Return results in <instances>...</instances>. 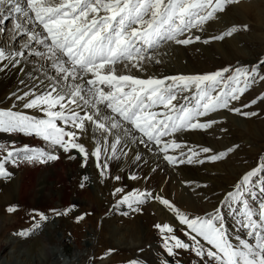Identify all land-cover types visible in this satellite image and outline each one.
Instances as JSON below:
<instances>
[{
    "label": "snow or ice",
    "instance_id": "obj_1",
    "mask_svg": "<svg viewBox=\"0 0 264 264\" xmlns=\"http://www.w3.org/2000/svg\"><path fill=\"white\" fill-rule=\"evenodd\" d=\"M240 0H0V73H20L9 106L0 107V179L9 181L13 168L48 165L61 158H80L86 168L92 160L98 177L115 181L110 190L114 201L108 211L123 217L141 213L156 201L171 215L172 222L155 223L166 254L159 264H183L182 254H194L193 264H264V157L240 173L221 192L212 191L211 209H182L166 198L163 190L133 187L124 179L148 181L147 174L120 169L129 159L139 168L155 160L151 172L161 168L226 163L242 150V144L216 147L187 141L190 134L214 135L217 142L230 136L226 121L264 113V91L252 96L254 85H264V59L247 64H228L205 73L148 74L160 65V50L167 45H209L224 41L249 25L233 24L210 31ZM11 26L3 27L5 24ZM137 73L147 74L143 78ZM256 108H259L258 112ZM26 110H32L29 114ZM35 137L43 147L20 145L16 137ZM90 177L83 175L79 188ZM202 191L208 183L182 181ZM205 201L211 197L205 195ZM76 205L48 210L33 209L31 225L14 235L28 239L42 234L57 218L74 216L75 222L92 215L75 212ZM127 210H122V209ZM15 213V205L7 207ZM182 233L184 238H181ZM109 249L98 258L103 264ZM140 251H143L142 249ZM93 264V258L89 259ZM129 264H140L132 259Z\"/></svg>",
    "mask_w": 264,
    "mask_h": 264
},
{
    "label": "rangeland",
    "instance_id": "obj_2",
    "mask_svg": "<svg viewBox=\"0 0 264 264\" xmlns=\"http://www.w3.org/2000/svg\"><path fill=\"white\" fill-rule=\"evenodd\" d=\"M228 15L223 17L210 31L215 33L226 30L233 24L242 25L245 23L249 25L250 30L240 31L232 37H226L224 41H214L209 45L202 43L188 46L167 45L160 50L159 58L162 63L151 66L150 72L156 75L198 74L212 71L222 65L237 63L250 65L252 62H256L258 57L264 59V0H240L239 4L232 6ZM10 26L7 23L3 25L5 29ZM3 39L0 37V42ZM173 47L184 48L187 50V54L184 55L179 50L173 51ZM1 77L0 74V91L4 88ZM11 81L12 77L7 82L9 84L8 91L0 95V107L9 106L7 96L10 93ZM261 91H264V85L258 83L254 85L250 93L255 96ZM256 110L260 111L259 108ZM218 118L226 121V126L231 132L230 136L217 142L214 135L205 136L196 132L188 135L187 141L205 146L213 144L216 147H221L222 144H230L234 139L243 146L237 155L226 163L181 166L179 170L165 169L161 162V168L154 173L150 171L152 167L156 166L154 158L147 152H143L151 156L153 166L140 164V167L136 168L131 162V166L114 171L119 172L122 176L134 172L138 176L147 174L149 177L148 181L124 179L122 183L126 191L137 186L141 189L150 187L154 191L162 189L166 198L176 202L182 209L190 211H199L203 208L211 209L216 202V197L212 196L213 190L219 193L229 187L240 173L250 170L252 166L259 163L261 157H264V113L248 119L232 114H221ZM4 139L9 138L5 134H0V140ZM16 142L20 145L27 143L34 147L44 146V142L39 138L22 135L16 137ZM70 161L72 162L63 166L65 170L62 168L60 171L66 173V171L70 172L76 169L78 179H72L66 187L55 182L53 177L55 170L52 166L54 162L36 166L23 164L15 168L6 165L13 173L15 172L11 180L17 179V189L12 192L11 203L6 207H0L2 216L11 217L10 224L0 227V251L2 252L0 264H89L90 258H93V264H98V258L104 256L109 249L114 251L105 256L103 264H129L132 259H140V264H159L160 259L165 258L166 254L162 252L160 235L154 224L171 223V215L156 201L149 202L143 206L141 213L131 214L129 217H123L115 211H108L111 204L114 203L110 190L113 184H118V182L105 181L98 185L94 182L96 179L100 182L98 170L92 160H89L86 168L80 167L79 157L77 160ZM24 169L29 171L30 176L24 182L25 187L27 186L26 191L28 190L27 195L24 200H21L18 196L20 182L17 175H20V170ZM83 175H88L90 181L85 182L84 189H80L79 182ZM11 180L0 179V194L6 191V186ZM182 181L208 183L210 187L205 191L193 190L185 187ZM43 183L51 184L49 185L50 193L53 195L48 196L50 200V203L47 204L48 208L36 209L34 208L36 199L40 198L44 201L41 194H36L42 193ZM205 195L210 196L211 200L205 201L203 199ZM87 197L99 202L94 201L93 205L85 200ZM73 204L76 205L75 212L82 214L84 211H90L92 215L86 216L85 220L79 223L75 222L72 214L69 217L57 218L55 222L50 221L38 237L22 239L14 235V233L30 227V213L33 209L48 213V210L53 207L62 208ZM13 205L17 207V211L8 213L7 207ZM125 234L127 239L125 238L126 241L123 243L121 241ZM178 235L184 238L182 233H178ZM68 243L73 246L76 244L79 248L76 250L75 256H72V262L63 253ZM141 249L143 251H140ZM47 250H51L53 253L45 254ZM181 259L183 264H193L197 258L194 257V254L188 253L182 254Z\"/></svg>",
    "mask_w": 264,
    "mask_h": 264
},
{
    "label": "bare ground",
    "instance_id": "obj_3",
    "mask_svg": "<svg viewBox=\"0 0 264 264\" xmlns=\"http://www.w3.org/2000/svg\"><path fill=\"white\" fill-rule=\"evenodd\" d=\"M239 15V14H238ZM229 16V15H228ZM234 16V15H233ZM230 17V16H229ZM236 17V16H235ZM231 19V18H230ZM217 23L214 25L216 26ZM229 25V24H228ZM219 26V25H218ZM217 26V27H218ZM231 27V26H230ZM216 30V29H215ZM219 32V31H217ZM174 48V47H173ZM176 50H179V51H182L181 53L186 55V51L184 48H174L173 51H176ZM184 57V56H183ZM167 60V58H166ZM173 62V61H172ZM164 63V62H163ZM166 63V62H165ZM168 68V67H167ZM171 68V67H170ZM169 69V68H168ZM172 70V69H171ZM178 70V69H177ZM170 72V71H169ZM2 75L1 79L4 83V88L2 91H0V95L7 92L8 91V88H9V84H7L8 82V79L10 77H12V81L10 82V89H9V92L11 93L12 91L16 90L17 87H18V83H19V77H20V73H17V72H14V71H8L7 74H4V73H0ZM148 74H152V72H150L149 70V73ZM137 75H140L141 78H143L145 75L147 74H141V73H137ZM1 86V85H0ZM9 93V94H10ZM8 94V95H9ZM29 114H32V110H26ZM145 151H143L142 147H141V155L143 156V159L148 161L147 164H143V165H146V166H153V162L151 161V156H149L148 154H145L143 153ZM128 157L129 159H127L126 162L124 163H121L120 165V169H123L127 166H131V158L133 157V153L132 152H129L128 153ZM69 162H72L70 160H68L66 158V156H64L62 154L61 158L54 162L53 163V168L55 170V174L53 175V177L55 178V182L56 184H61V186L63 187H66L67 185H69L68 183L71 182L72 179H78V176H77V170H73V171H70V172H67L66 173H62L60 171V169L63 168V166L65 164H69ZM11 166V165H10ZM162 166L164 167V165L162 164ZM67 168V167H66ZM165 168V167H164ZM64 169V168H63ZM115 169L118 171L119 169L115 168V166L112 167V171L114 172ZM15 170V169H14ZM65 170V169H64ZM50 171V170H49ZM53 172V171H52ZM48 174V173H47ZM14 175H15V172H14ZM30 176V173L29 171H27L26 169L24 170H20V175H17V178H19V182H20V186H19V191H18V196H19V199L21 200H24L26 195H27V192L28 190L26 191V187L24 185V182L29 178ZM44 179V178H43ZM95 183H97L98 185L101 183L99 182L97 179L94 181ZM51 185V184H49ZM49 185H46L43 183V186L41 188V191L42 193H36L37 195H40L43 197L44 201L40 198H37L36 201H35V207L36 209H40V208H48V205L50 203V200L48 198V196H52L53 193H50V190H51V187ZM14 189H17V179H13L11 180V182L6 186V191L3 192L2 194H0V207H6L7 204L11 203V198H12V192L14 191ZM46 191V192H45ZM39 192V191H38ZM87 202H90L91 204L94 205V201L95 202H99V201H96L95 199L91 200L89 197H87L85 199ZM17 216V214H16ZM14 217V216H13ZM12 217V218H13ZM15 218V217H14ZM10 219L11 217L5 215V216H2L1 215V209H0V227H5L7 226L8 224H10ZM16 219V218H15ZM123 240L121 242L125 243L126 239H127V236L126 234L124 235V237H122ZM126 238V239H125ZM79 249L78 248V245L75 244V246H73L71 243H68V245L65 246L64 250H63V253L65 254V256H68L70 258V262H72V259L73 257L72 256H75V252L76 250ZM53 252L51 250H47L45 251V254H52ZM2 254V252L0 251V255Z\"/></svg>",
    "mask_w": 264,
    "mask_h": 264
}]
</instances>
